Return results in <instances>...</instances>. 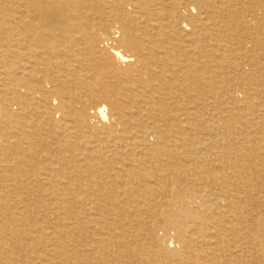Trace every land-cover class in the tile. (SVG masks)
I'll list each match as a JSON object with an SVG mask.
<instances>
[{
    "label": "bare ground",
    "instance_id": "obj_1",
    "mask_svg": "<svg viewBox=\"0 0 264 264\" xmlns=\"http://www.w3.org/2000/svg\"><path fill=\"white\" fill-rule=\"evenodd\" d=\"M137 261L264 264V0H0V264Z\"/></svg>",
    "mask_w": 264,
    "mask_h": 264
},
{
    "label": "rangeland",
    "instance_id": "obj_2",
    "mask_svg": "<svg viewBox=\"0 0 264 264\" xmlns=\"http://www.w3.org/2000/svg\"><path fill=\"white\" fill-rule=\"evenodd\" d=\"M111 41V40H109ZM109 41H107V44L109 43ZM110 44V43H109ZM106 110V113L108 114V110ZM108 120V119H107ZM5 155H3L4 157ZM157 235L158 237L160 238V242L162 244H164L165 247H168L170 246V243H172L171 245H174L172 246L171 248H176L178 246V244H176L175 242H178L176 240H174V235H173V231H170L168 233V235H166L162 230H157ZM172 240V241H171ZM165 241V242H164ZM146 250H143L142 253H145ZM131 262V261H130ZM138 262V261H137ZM141 262H138V264H140Z\"/></svg>",
    "mask_w": 264,
    "mask_h": 264
}]
</instances>
